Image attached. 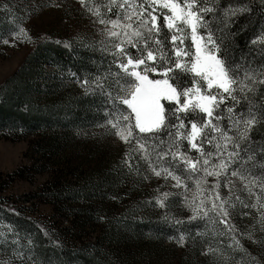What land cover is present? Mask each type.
Returning <instances> with one entry per match:
<instances>
[{
  "label": "snow or ice",
  "instance_id": "6c2138e0",
  "mask_svg": "<svg viewBox=\"0 0 264 264\" xmlns=\"http://www.w3.org/2000/svg\"><path fill=\"white\" fill-rule=\"evenodd\" d=\"M255 3L108 0V12L118 9L115 18L101 16L98 22L105 26L100 43L102 51L111 56L109 70L80 81L86 92L98 89L105 97L106 131L129 145L125 165L131 168L138 156L152 174L170 178L175 182L173 187L183 190V204L192 213L188 221H219L228 234L235 231L228 219L235 201L245 208L250 206L239 196L233 200L229 169L230 177H238L250 195L257 187L264 193V140H253L250 135L256 125L264 124V103H254L249 96L254 97L264 85V67L241 72L242 65L229 51L237 34L231 25L240 15L252 13ZM256 11L264 16V0H259ZM93 14L99 16V10ZM10 35L12 43L31 41L22 26ZM3 43L9 44V40ZM249 43L264 45V31ZM112 65L118 71H111ZM193 150L195 156L189 154ZM257 167L259 176L254 175ZM208 177L216 178L211 186ZM222 177L229 187L225 197L219 191ZM188 181L195 186L191 195ZM171 195L159 193L154 198L156 205L166 208L165 201ZM256 200L251 207L264 209L259 196ZM260 218L264 221V210ZM232 240L240 246L235 236ZM177 243H185V233H180ZM217 252L219 249H207V253ZM13 256L19 259L23 253L13 251ZM5 264H11V259Z\"/></svg>",
  "mask_w": 264,
  "mask_h": 264
},
{
  "label": "rangeland",
  "instance_id": "374dc122",
  "mask_svg": "<svg viewBox=\"0 0 264 264\" xmlns=\"http://www.w3.org/2000/svg\"><path fill=\"white\" fill-rule=\"evenodd\" d=\"M107 3L108 0H84V4L81 0H0V84L19 68L28 53L49 39L101 51L109 63L111 56L102 51L100 43L105 26L98 21L101 16L115 18L118 9L114 7L108 12ZM90 7L93 11H89ZM96 9L99 16L93 14ZM20 26L31 37L30 42L25 39L12 43L10 33ZM4 39L9 44H4ZM43 72L54 71L47 65ZM96 76L99 75L92 79ZM65 84L73 94L89 96L90 91L86 92L76 78ZM51 100L53 94L49 93L37 98L39 104ZM103 118L100 123L67 131L52 150L47 149L45 156L42 154L46 148H40V143L44 145L47 141L43 135L0 131V198L35 194L46 186L30 203L18 205L20 214L52 231L75 255L94 256L100 264H264V221L260 218L264 209L251 207L257 196L260 204H264V193L258 187L250 195L238 177H230L229 169L233 200L239 196L250 205L245 208L235 201V207L229 209V222L235 225L231 234L219 221L200 218L188 221L192 213L183 204V190L173 187L175 182L170 178L165 180L163 175L152 174L138 156L131 168L126 166L125 152L129 145L106 131ZM189 154L196 155L194 150ZM33 165L35 168L28 170ZM119 170L126 175L114 193H107L106 189L88 193L100 174ZM17 171L22 175L14 180L11 175ZM260 171L255 169L254 175L259 176ZM215 179L208 177L209 186ZM188 184L191 195L195 186L192 181ZM74 189L80 191L76 200L68 193ZM219 191L221 197L229 195L223 177ZM161 192L173 193L163 209L154 199ZM129 219L141 224L140 232L125 231L124 224ZM175 219L181 223H175ZM150 225L153 231L157 226L158 230L162 226V230L148 232ZM181 232L185 233L183 245L177 243ZM0 233L4 234L0 237V264L10 259L11 264H41L24 256L19 259L13 256V251L27 241L16 230L15 223L1 212ZM13 240L18 244L12 243ZM209 247L219 252L207 253ZM68 264L83 263L71 260Z\"/></svg>",
  "mask_w": 264,
  "mask_h": 264
},
{
  "label": "trees",
  "instance_id": "16d2710c",
  "mask_svg": "<svg viewBox=\"0 0 264 264\" xmlns=\"http://www.w3.org/2000/svg\"><path fill=\"white\" fill-rule=\"evenodd\" d=\"M223 2L224 0H221L222 5ZM258 5L259 0H256L252 5L253 12L240 15L231 25V31L237 34L232 38L234 43L229 51L236 62L242 65L241 72L245 68L259 70L264 67V45L249 43L254 36L264 31V16L256 11ZM240 28L243 30L237 31ZM6 30L4 28L3 32ZM47 65L53 68V73L43 72ZM108 70L109 63L101 51L85 49L68 41L44 40L26 55L15 72L0 84V131H24L25 135H43L47 141L44 145L40 143V148H46L42 154L45 156L46 151L52 150L59 143L60 137L66 136L67 131L100 123L105 117L102 110L105 97L98 89L90 91L89 96L75 95L71 88L69 90L64 87L66 81L76 78L80 83ZM111 71L118 70L111 68ZM46 93L53 94V100L39 104L37 98ZM249 96L254 103H264L261 99L264 97V85L259 87L254 97L251 94ZM165 106L167 107V104ZM250 135L253 140H264V124L256 125ZM261 159L257 153L256 160ZM34 168L35 165L28 170ZM20 175L22 173L17 171L11 177L16 180ZM124 175L126 174L122 170L103 172L94 183L93 187L96 189L92 188L88 193L94 194L103 189H106L107 193H114L120 181H124ZM45 188L46 186H43L35 194L13 196L7 200L0 198V212L15 223L16 230L27 241V244L17 248V251L23 253L25 258L41 264H68L71 260H78L83 264H100L94 256L75 255L63 246L52 231L20 214L18 205L30 203L37 195L42 194ZM68 193L72 200H76L80 195V191L76 189ZM124 225L125 231L128 232L131 230L138 233L142 227L139 222L134 223L130 219ZM156 230L158 226L154 231L153 226L148 228V232ZM159 230H162V226ZM146 231L145 228V233Z\"/></svg>",
  "mask_w": 264,
  "mask_h": 264
}]
</instances>
